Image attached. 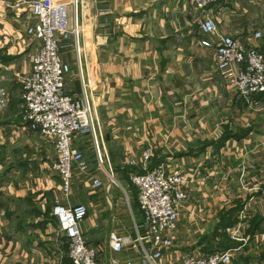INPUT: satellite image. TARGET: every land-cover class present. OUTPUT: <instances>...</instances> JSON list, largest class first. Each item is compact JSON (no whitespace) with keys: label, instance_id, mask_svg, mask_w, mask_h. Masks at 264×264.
I'll use <instances>...</instances> for the list:
<instances>
[{"label":"crops","instance_id":"obj_1","mask_svg":"<svg viewBox=\"0 0 264 264\" xmlns=\"http://www.w3.org/2000/svg\"><path fill=\"white\" fill-rule=\"evenodd\" d=\"M20 1L0 0V264H63L68 243L51 213L53 203L63 200L50 167L53 146L23 129L20 118L19 75L36 47L24 31L33 16L20 10ZM205 16L219 32L264 54V0H216L203 8L190 0H77L81 75L112 172L121 178V169L139 171L126 159H138L149 145L148 165H177L188 180L161 264H179L180 252L216 250L221 236L214 230L221 227L235 241L219 248L231 249L228 264H254L264 258V90L248 104L226 82L212 48L199 43L204 35L198 21ZM255 29L261 31L257 38L250 36ZM58 41L69 68L66 88L78 96L73 38ZM80 136L72 139L78 149ZM82 187L78 200L93 205L79 229L96 249L94 264H139L140 253L111 250L107 232L133 236L142 230L141 214L131 233L117 230L102 220L101 194ZM108 216L114 217L111 209ZM225 217L233 221L219 226ZM237 223L240 238L227 231Z\"/></svg>","mask_w":264,"mask_h":264},{"label":"built area","instance_id":"obj_2","mask_svg":"<svg viewBox=\"0 0 264 264\" xmlns=\"http://www.w3.org/2000/svg\"><path fill=\"white\" fill-rule=\"evenodd\" d=\"M213 1L216 0H190L196 8H203ZM21 2L27 5L33 16V21L24 26V31L28 37L36 39L29 67L19 75L22 128L38 132L44 140L52 143L54 158L50 161V167L59 179V191L63 200L53 203L51 213L56 219L58 231L67 239V256L71 264H94L96 249L85 242L79 229V222L86 215V206L80 202L69 203L67 199L73 175L84 172L86 168L84 154L72 146L75 135L87 133L97 165L106 164L97 118L86 81H83L81 75L77 0ZM69 5L72 8L70 24L67 13ZM198 28L204 35L199 43L212 48L213 64L217 69L226 71V82L248 104L255 103V96L264 90L263 52L255 45H246L237 37L219 32L209 16L198 21ZM260 35V29H255L250 36L257 38ZM67 36L73 38L80 81L78 96L66 88L65 75L69 68L60 57L58 40L59 37ZM152 153L153 149L148 145L140 150L138 159H126L128 164L138 165L140 168L139 171L130 170L128 179L136 187L141 214L138 225L142 230H136L133 236L113 230L107 232L109 248L116 252L130 250L140 253L139 264H161V256L170 243L179 209L187 198L186 176L177 165L169 168L149 167L147 162ZM104 170L108 182L113 181L110 167ZM101 185L98 177L91 178L93 188ZM108 185L109 183L107 187ZM240 226L237 223L227 231L232 237L240 238L237 236ZM178 260L179 264H228L231 260V249H216L206 253L180 252ZM124 263L132 264L127 259H124ZM254 264H264V258Z\"/></svg>","mask_w":264,"mask_h":264},{"label":"rangeland","instance_id":"obj_3","mask_svg":"<svg viewBox=\"0 0 264 264\" xmlns=\"http://www.w3.org/2000/svg\"><path fill=\"white\" fill-rule=\"evenodd\" d=\"M20 10L26 14L28 11L27 5L24 4V7H21ZM60 42L61 41H59V43ZM63 47L64 45H60V50H62L61 48ZM68 72L65 75V81L67 80ZM78 140L82 141L83 146L81 147L80 150L85 155L84 157L86 160V168L84 172L75 173L73 175L71 190L70 193L68 194L67 199L69 200L70 203L80 202L77 196L79 191H81V189L83 188L82 185L84 183L85 187H88L89 189H95V194L97 196H100V194L102 196V204L105 206V211L103 212L102 220L108 219L112 221L111 223L113 228H116L117 230H122L123 232L126 231V233H131L133 229L132 228L133 223H137L140 220V212L136 202L135 187L131 184L128 178H126V175L121 174L122 177L119 178V172L114 171V169L113 172L111 170L112 178H114V180L108 182L107 180L108 176L106 174V171L104 170V166H106L105 167L106 169L108 168V165H106L105 163H102L103 166L97 165L96 160L93 156L89 135L87 133H83L81 134ZM39 155L40 153L39 151H37L36 157H38ZM50 157L52 160L54 158V154L52 153ZM15 170L16 169L12 168L10 172L13 173ZM94 176L98 177L102 182V185L99 186L98 188L97 187L93 188L91 186V178ZM108 183L110 184L108 191L109 193L111 191L110 195L108 194V192L107 193L105 192ZM103 194L106 195L107 199L103 196ZM80 203H83L85 206H87L86 214H88L93 204H85V202H80ZM107 206H109V208ZM109 209L112 210V214L114 215V217H111L110 219L107 218ZM99 231L104 232L103 229H99ZM100 238L103 239L102 236H100Z\"/></svg>","mask_w":264,"mask_h":264},{"label":"trees","instance_id":"obj_4","mask_svg":"<svg viewBox=\"0 0 264 264\" xmlns=\"http://www.w3.org/2000/svg\"><path fill=\"white\" fill-rule=\"evenodd\" d=\"M149 167H151L150 165H148ZM121 171L124 173V175H126V178H128L127 177V175H128V170H125V169H121ZM129 180V179H128ZM130 181V180H129ZM134 187H135V185L133 184V183H131ZM135 192H136V187H135ZM137 202V201H136ZM239 206V205H238ZM235 209H236V206L234 207V211H235ZM233 221V219L231 220V217L229 218V217H225L224 219H222L220 222H219V226H223V225H229V224H231V222ZM214 232L215 233H217V234H219L220 236H221V239L220 240H218V242H217V244H216V248L217 249H219V248H225V247H228V246H230V244H231V242H235L234 240H232V239H229V237L226 235V232H225V230H224V228L223 227H221V229H215L214 230ZM204 248H207V247H204ZM215 250V249H214ZM209 251H211V249L210 250H208V251H206V252H209ZM71 262H70V259L68 258V256H67V260L66 261H64V263L63 264H70Z\"/></svg>","mask_w":264,"mask_h":264},{"label":"bare ground","instance_id":"obj_5","mask_svg":"<svg viewBox=\"0 0 264 264\" xmlns=\"http://www.w3.org/2000/svg\"><path fill=\"white\" fill-rule=\"evenodd\" d=\"M104 168H105V166H104Z\"/></svg>","mask_w":264,"mask_h":264}]
</instances>
